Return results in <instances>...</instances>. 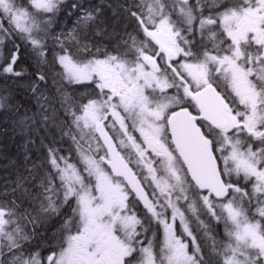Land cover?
Here are the masks:
<instances>
[{
  "label": "snow or ice",
  "instance_id": "snow-or-ice-1",
  "mask_svg": "<svg viewBox=\"0 0 264 264\" xmlns=\"http://www.w3.org/2000/svg\"><path fill=\"white\" fill-rule=\"evenodd\" d=\"M123 11L135 34L93 51L86 29L100 6L0 0V49L11 45L0 75H24L17 38L39 65L52 40L60 69L51 85L35 73L36 110L18 121L43 154L0 199V264H264V0H133ZM64 12L75 22L54 34ZM50 128L71 140L68 155L39 135ZM65 206L44 256L34 241ZM186 212L210 243H197Z\"/></svg>",
  "mask_w": 264,
  "mask_h": 264
},
{
  "label": "trees",
  "instance_id": "trees-1",
  "mask_svg": "<svg viewBox=\"0 0 264 264\" xmlns=\"http://www.w3.org/2000/svg\"><path fill=\"white\" fill-rule=\"evenodd\" d=\"M73 2L74 0H66L67 5H71ZM83 2L86 6H100L103 12V15L100 17V22L86 29L88 42L94 46L93 51L99 47L102 51L107 49V51L113 52L121 39H127L126 32H133L135 34L132 28L134 23L128 19L127 14L123 11V7L131 4L133 0H83ZM209 3H211V0H209ZM205 15H207V12H205ZM74 22V16L69 17L66 12L61 13L54 34L60 32L61 29L67 32ZM141 38H143L142 34ZM16 43L20 45V59L17 70L24 69V75L21 77H15L11 74L0 75V96L9 97L8 104L0 107V199L13 198L10 195L5 197V192H10L11 188L15 186L17 176L19 174L27 175V169H30L32 163L37 161L38 156H42L43 154V150L38 152L35 145L26 143L29 137L21 132L18 124L25 109L31 111L36 110L35 100L30 87L35 80V73L43 68L49 73L48 84L51 85L52 73L60 70L58 65L55 67L52 66V53L53 51H59L52 40L48 41L47 65H39L37 63V58L32 52L30 44L26 45L19 38L16 39ZM10 47L11 45L9 44L5 48L0 49V52L6 56L8 54V48ZM40 87L43 88L44 84L41 83ZM73 90L71 88L69 89V91ZM90 90L84 87L75 89L78 95ZM54 91L55 89L52 88L48 94L50 95ZM39 135L45 137L46 144H50L51 140L55 139L57 143L54 146L63 149L61 152L62 155H68L66 150L72 146L71 140L68 137L65 136L61 139V133L54 128H50L48 133L41 130ZM33 139L37 138L33 137ZM38 143L39 140L37 139ZM25 156L29 157L27 161L25 160ZM248 187L250 188L251 185H248ZM61 212V215L52 217L41 228L40 238L34 241V243H38L40 247H49L50 241L55 238L57 239L60 226L66 217L70 215V208L65 206ZM204 222L210 228L215 226V231L212 233L218 240L224 238L223 224H215V221H211L205 216ZM193 234L195 235L194 232Z\"/></svg>",
  "mask_w": 264,
  "mask_h": 264
},
{
  "label": "rangeland",
  "instance_id": "rangeland-1",
  "mask_svg": "<svg viewBox=\"0 0 264 264\" xmlns=\"http://www.w3.org/2000/svg\"><path fill=\"white\" fill-rule=\"evenodd\" d=\"M254 211V209H253ZM186 217L188 218L189 220V227L190 229L195 233V236L197 237V243H201V242H204V243H210L211 241L208 239V236L206 235L204 229H197L196 227V221H195V218L191 216L190 213L186 212L185 213ZM200 220H203L204 221V215H201L200 216ZM206 224V223H205ZM216 224V222H215ZM212 229V232L215 231V226L211 227ZM211 232V234L213 235V233ZM179 234V233H178ZM159 238L162 240L163 239V232H162V229L161 231L159 232ZM190 240V238H187ZM190 248H191V244H190Z\"/></svg>",
  "mask_w": 264,
  "mask_h": 264
},
{
  "label": "flooded vegetation",
  "instance_id": "flooded-vegetation-1",
  "mask_svg": "<svg viewBox=\"0 0 264 264\" xmlns=\"http://www.w3.org/2000/svg\"><path fill=\"white\" fill-rule=\"evenodd\" d=\"M132 28L134 29V25H133ZM134 135H136L137 137H139V133H134ZM73 157H74V154H73ZM71 162H76V161H75V159H73ZM141 207H142V205H141ZM70 215H71V209H70ZM67 218L68 217H66V219ZM57 243H58V240L55 238L54 240L50 241V246L49 247H46V246L43 247V246H41L40 248H41L42 255H44V256L48 255L49 248H54Z\"/></svg>",
  "mask_w": 264,
  "mask_h": 264
}]
</instances>
